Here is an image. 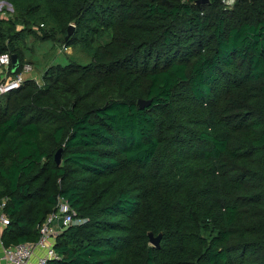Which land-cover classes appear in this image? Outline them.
<instances>
[{"label": "trees", "instance_id": "1", "mask_svg": "<svg viewBox=\"0 0 264 264\" xmlns=\"http://www.w3.org/2000/svg\"><path fill=\"white\" fill-rule=\"evenodd\" d=\"M6 1L7 76L29 35L69 24L90 59L0 96L3 245L36 240L62 197L81 221L47 264H264V0Z\"/></svg>", "mask_w": 264, "mask_h": 264}, {"label": "built area", "instance_id": "2", "mask_svg": "<svg viewBox=\"0 0 264 264\" xmlns=\"http://www.w3.org/2000/svg\"><path fill=\"white\" fill-rule=\"evenodd\" d=\"M226 5V1L222 0ZM10 66V54H0V67L8 72ZM32 66L29 63L23 64L20 71L13 77L7 76L0 80V96L17 89L27 79ZM7 198L0 199V248L1 259L4 264H47L50 260L58 258L54 245L57 234L64 228L73 224L76 211L62 197L38 225V237L33 241L3 245L1 240L2 230L9 224V217L4 211Z\"/></svg>", "mask_w": 264, "mask_h": 264}, {"label": "rangeland", "instance_id": "3", "mask_svg": "<svg viewBox=\"0 0 264 264\" xmlns=\"http://www.w3.org/2000/svg\"><path fill=\"white\" fill-rule=\"evenodd\" d=\"M231 6L235 0H227L226 1ZM224 3V2H223ZM225 4V3H224ZM13 7L6 0H0V18H8L10 13H13ZM21 28L20 25L17 27ZM34 30H37L36 27H33ZM38 35V33H37ZM69 37V35H68ZM66 35L63 38V42H50V41H41L33 36L29 35L22 47H25V59L24 63H29L32 66V71L30 74H26L27 78L34 80L38 85L43 84L42 73L43 70L50 66L53 62L59 61L64 58V56H68L72 59H75L81 63H86L89 61L90 57L86 54V52L80 47H65V40L68 38ZM6 72L0 67V80L3 78H7ZM75 210V209H74ZM74 219L73 223H78L81 221L77 216ZM74 216V217H75Z\"/></svg>", "mask_w": 264, "mask_h": 264}, {"label": "water", "instance_id": "4", "mask_svg": "<svg viewBox=\"0 0 264 264\" xmlns=\"http://www.w3.org/2000/svg\"><path fill=\"white\" fill-rule=\"evenodd\" d=\"M208 2V0H196V3H206ZM73 29V25L69 24L68 25V29H67V34L66 36L68 37V35H70L71 31ZM19 67V59L17 54L13 53L10 54V70L12 73H15V71L17 70V68ZM150 103V100H144V99H138L137 100V104L140 108H144L145 106H147ZM54 160L56 162L57 165L60 164L61 162V148H59L55 154H54ZM148 239H149V243L154 246V247H159L160 246V240L162 237V233H158L157 235H154L151 231H149L147 233Z\"/></svg>", "mask_w": 264, "mask_h": 264}, {"label": "crops", "instance_id": "5", "mask_svg": "<svg viewBox=\"0 0 264 264\" xmlns=\"http://www.w3.org/2000/svg\"><path fill=\"white\" fill-rule=\"evenodd\" d=\"M0 264H4V262L1 259V248H0Z\"/></svg>", "mask_w": 264, "mask_h": 264}]
</instances>
